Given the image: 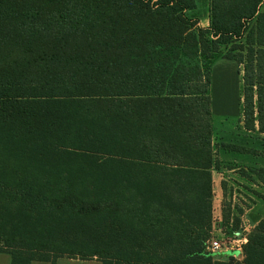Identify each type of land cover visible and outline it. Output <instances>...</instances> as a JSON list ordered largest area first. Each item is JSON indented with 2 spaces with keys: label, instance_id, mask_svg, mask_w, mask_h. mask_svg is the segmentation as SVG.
Instances as JSON below:
<instances>
[{
  "label": "trees",
  "instance_id": "obj_1",
  "mask_svg": "<svg viewBox=\"0 0 264 264\" xmlns=\"http://www.w3.org/2000/svg\"><path fill=\"white\" fill-rule=\"evenodd\" d=\"M130 2L0 0L2 43L28 38L65 43L83 36L94 37V32L100 31L121 37L99 45L123 56L121 69L113 73L63 70L43 76L39 71L35 75L49 78L42 88L25 87L20 82L0 83V125L8 122L10 126H3L2 130L10 133L18 121L19 130L26 135L43 126L39 122L42 111L57 108L59 114L70 118L67 130L57 134L58 129L49 125L42 131L50 135L48 140L42 147L36 142L30 144L31 153L43 157L64 153L75 149L81 139L87 142V137L93 135L102 142L100 146L110 149L108 156L116 163V169L126 167L116 175L132 179L142 169H149L196 177L203 190L199 197L202 209L191 207L186 198L177 202L175 198L153 200L149 196L151 200L143 202L141 193L116 189L110 201L115 205L113 208L110 204L101 210L96 205L87 208L86 200L74 197L75 187L68 191V187L60 184L69 179L67 171L49 167L41 175H35L31 170L0 167V238L6 229L3 221L19 205L63 221L75 216L88 219L93 212L96 218L103 219L113 213L114 222L119 224H115L117 230L127 226L118 237L129 248L95 246L87 254L73 253L83 260L99 257L102 264H213L205 249L210 237L214 157L212 68L220 59L243 65L246 129L255 131L258 122V132L264 134V12L257 17L264 0L241 1V7L247 9L238 10L234 9L236 0H212L208 28L198 27L197 22L184 16L189 7L181 0L166 3L161 0L164 7L157 9L140 7L142 0L131 2V7ZM145 11L151 20L158 18L159 22H144L139 13ZM255 17L257 25L252 39L246 41V52H238L242 46L238 42L249 29L246 21ZM78 126L86 133L76 136L71 132ZM77 203H82L81 208L74 210ZM71 211L75 214H70ZM76 244L79 243L67 238L62 246ZM11 257L12 264H20L19 260L15 262L14 255ZM234 260L217 264H264V220L251 234L244 260Z\"/></svg>",
  "mask_w": 264,
  "mask_h": 264
},
{
  "label": "rangeland",
  "instance_id": "obj_2",
  "mask_svg": "<svg viewBox=\"0 0 264 264\" xmlns=\"http://www.w3.org/2000/svg\"><path fill=\"white\" fill-rule=\"evenodd\" d=\"M129 1L135 2V0ZM160 1L142 0L143 5L140 7H152L153 9L164 7L161 6ZM241 1L244 0H236L234 9H247V7H241ZM131 2L130 7L133 6ZM162 2L166 3L167 0H162ZM181 2L186 5L185 7H189L184 11L187 19L197 22V26L201 28L210 26L212 0H181ZM258 9L257 17L264 12V2ZM148 15L151 16L148 11L139 13V17L144 22L152 24L159 22L158 18L151 20ZM257 17L246 21L249 29L238 42L242 44L238 52H246V41L252 39L254 35L253 29L257 25ZM93 35L94 37L83 36L81 39L55 44L36 38H28L21 42L2 43L0 41V83L20 82V85L25 87L42 88L48 84L47 79H49L43 76H50L51 72L75 70L101 73L105 70L113 73L119 71L122 53L112 51L110 48L104 50L105 46L99 45V42H113L118 38L121 40V37L118 34L112 35L109 32L100 33V31H95ZM243 46L245 50L242 51ZM101 49L104 51L100 52ZM43 70L47 71L44 73ZM39 71L43 76L35 75ZM243 74V65L235 60L220 59L212 68L213 153L223 148L220 147L221 138L233 143L232 145H237L238 136L245 134L251 137L250 145L256 149L258 155V165L253 174L241 170L239 173L242 177L237 173H229L226 178L218 174L221 172L222 163L215 156L213 157L212 195L209 201L211 208L208 222L210 237L205 242L206 252L210 253L213 264L229 262L231 259L242 262L251 234L264 220V134L258 132V122H255V131L249 132L250 130L246 129L245 120L243 121ZM28 75L33 76L26 77ZM222 89H226V92H222ZM223 106L227 108L223 109ZM41 113L39 122H42L43 126L36 130L32 129V132L26 135L19 130L18 121L10 133L2 130L3 126H10L8 122L5 121L0 125V167L13 168L16 171L17 169L31 170L35 175H41L49 167L67 171L70 173L69 179L60 181V184L68 187V191L75 187L74 197L81 196V201L86 200L87 208L96 205L101 210L104 205L109 204L113 208L115 205L110 201L114 196L113 190L116 189L131 192L130 194L141 193L143 202L151 199L159 200L162 197L175 198V201L181 202L186 198L191 207L202 209L199 197L203 190L196 181V177L186 174H166L149 169H142L132 179L116 175L120 169L126 167L116 169V163L108 156L111 153L110 149L100 146L102 142L96 141L93 135L87 137V142L81 139L75 149L64 153L48 157H43L39 153H31L30 144L36 142L41 146L48 140L50 135L42 132L44 129L53 124L58 129L56 133L63 134L67 130L70 119L59 114L60 111L57 108L54 111L49 109ZM249 125L251 127L252 124ZM71 132L76 136L86 133L79 126ZM229 147L232 148L230 145ZM217 177H221V181ZM194 178L195 180L191 183L190 181ZM242 178L250 179L251 183L243 181ZM218 192L221 195L219 198L217 197ZM149 196L152 198H148ZM74 205V210H78L82 203ZM69 206L72 205L69 204ZM70 214L75 213L71 211ZM110 214L102 219L96 218L93 212L88 219L75 218V216L71 220L63 221L56 216L51 217L37 211H30L19 205V209L3 221L6 229L0 238V252L14 255L17 258L15 262L19 263V260L20 264H28L31 259H35L36 262L50 260L53 264L56 261L65 264H102V259L99 257L83 260L79 254L73 252L81 251L80 253L87 254L95 249V246L110 249L129 248L120 242L118 237V233L121 236L123 231L127 230V226L123 225L125 228L117 230L115 224L118 226L119 224L114 222L115 215ZM202 214L204 212L198 215ZM67 238L72 243L77 241L79 244L66 245L63 248L62 243L67 241ZM214 239L221 242L222 250L216 252L208 250L210 242ZM240 242H243L242 251L237 254L240 251L237 250ZM225 247L230 250L225 251ZM59 248L75 249V251L60 253Z\"/></svg>",
  "mask_w": 264,
  "mask_h": 264
},
{
  "label": "crops",
  "instance_id": "obj_3",
  "mask_svg": "<svg viewBox=\"0 0 264 264\" xmlns=\"http://www.w3.org/2000/svg\"><path fill=\"white\" fill-rule=\"evenodd\" d=\"M214 75L216 76V73H214ZM222 92H226V89H222ZM223 101L225 102L226 100L223 99ZM222 108L226 109L227 106H223ZM243 130H245L244 126H243ZM238 138H239L238 139L239 141L237 145H232L233 143H229L228 141L224 140L225 138H221L222 145H220V147H223V148H221L220 151H215L214 153L215 158L218 159L222 163L221 170H220L221 172H218V174L222 178H226L229 173L230 174L237 173V175L242 177V174L239 173V171L241 170L249 172L250 174H253L254 171H256V168L258 165V155H257L256 149L252 147V145H250L251 137L244 134L242 136H238ZM229 145L232 146L233 149L230 148ZM215 177L216 176H214V178ZM221 177H217L219 181H221ZM242 179L243 181H247L251 183L250 179H244V178ZM220 196L221 195L218 192L217 197L219 198ZM56 262L54 264H65V263H62L61 261H58L57 263ZM0 264H12V257L9 254L1 253L0 254ZM32 264H53V263L35 261V262H32ZM69 264H72V263H69Z\"/></svg>",
  "mask_w": 264,
  "mask_h": 264
},
{
  "label": "built area",
  "instance_id": "obj_4",
  "mask_svg": "<svg viewBox=\"0 0 264 264\" xmlns=\"http://www.w3.org/2000/svg\"><path fill=\"white\" fill-rule=\"evenodd\" d=\"M210 246L208 247V250L212 251V252H216V251H220L222 250V247H221V242L218 240V239H214L212 242H210ZM242 245H243V242H240L237 246H238V249L237 250H240L238 253L236 251L237 254H239L242 250ZM230 250L228 247H225V251H228Z\"/></svg>",
  "mask_w": 264,
  "mask_h": 264
}]
</instances>
